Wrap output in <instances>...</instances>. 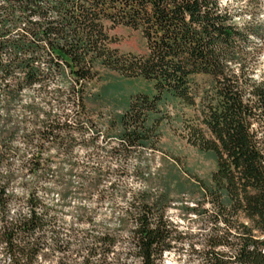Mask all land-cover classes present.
<instances>
[{
    "label": "trees",
    "instance_id": "trees-1",
    "mask_svg": "<svg viewBox=\"0 0 264 264\" xmlns=\"http://www.w3.org/2000/svg\"><path fill=\"white\" fill-rule=\"evenodd\" d=\"M240 15L222 0H0V264H43L58 252L69 264H164L183 250L189 264H264V22L258 12ZM117 26L139 30L147 53H122ZM100 68L152 84L130 96L109 150L85 107ZM196 75L208 84H195ZM28 90L60 112L35 98L22 104ZM170 100L198 105L187 140L215 160L208 178L186 169L187 178L173 180L178 193L198 195L180 206L194 232L169 219L171 185H154L157 176L139 164L141 189L102 185L119 174L112 162L157 149L159 109ZM17 105L31 120L14 119ZM87 128L96 133L88 138ZM77 144L90 150L81 162ZM52 149L64 151L70 171L81 166L79 187L54 170ZM94 196L96 209L78 206V225H67L70 199ZM107 199L119 228H81Z\"/></svg>",
    "mask_w": 264,
    "mask_h": 264
},
{
    "label": "rangeland",
    "instance_id": "rangeland-1",
    "mask_svg": "<svg viewBox=\"0 0 264 264\" xmlns=\"http://www.w3.org/2000/svg\"><path fill=\"white\" fill-rule=\"evenodd\" d=\"M222 2L225 6H229L230 9L238 11L245 20H249L251 13L258 12L264 22V0H222ZM257 9L260 10L258 11ZM111 34L116 37L117 43L115 46L122 53L144 55L148 51L146 40L139 30L117 26L111 31ZM100 72V77L89 83L88 92L90 95H88L85 107L86 115L89 116L91 122L99 130V140H104L102 145H105L107 150H109L111 146L117 145L116 135L121 131V127L118 125L116 118L127 109L130 96L152 90V84L143 78H125L116 72L103 68H100ZM209 80L210 78L204 75L193 77V82L200 86L208 84ZM60 84L61 82L53 83L49 88H57ZM32 98H35L41 104L36 90L34 92L33 90H28L24 93L22 104L31 102ZM42 106L45 108L44 110H53V114L60 112L55 103L50 107H46L44 104ZM159 110V116L163 117V119L159 127L160 139L157 149H132L125 159L112 162V167L118 168L119 174L110 176L102 182V185L105 188L115 184L123 185L132 190L141 189L143 187L142 182L134 174V168L139 164L144 172H150L157 176L154 185H171V197L174 198V202L168 211L169 219L178 225L180 230L194 232L198 228L194 217L184 212L180 206L186 204L193 206L198 195L192 194L191 191L178 193L180 188L178 187L177 189L175 186L176 181L174 182L173 180L176 178H181L182 180L187 178L186 169L198 177L208 178L215 169V160L209 152L200 150L187 140L189 126L197 125L199 122L198 105L186 106L178 101L170 100L165 105H161ZM12 112L14 119L19 122L29 121L32 118V115L21 105L13 107ZM66 112L70 111L66 110ZM95 133L96 129L92 131L87 128L86 136L89 138ZM89 151L84 145L77 144L74 148V155L81 162ZM49 154L60 158L53 163L54 170L61 169L62 173L72 181L74 188L79 187L81 166H75V170L70 171L71 165L65 161L64 151L57 152L52 149ZM45 157H47V153ZM57 192L55 190L51 194L55 198V202L58 199ZM115 201L119 205L125 204V200L120 199L118 196ZM97 204L95 196L70 199L67 207L64 208L65 223L67 225L77 224V220H73L72 216H75L78 206L82 205L88 210H95ZM97 212L96 219L90 226L86 224H79V226L84 229L93 228L96 233L104 228H119V211L114 208L113 201L103 200L99 203ZM62 258V253L58 252L51 261H43V264H69L66 259ZM187 259L186 250L171 252L165 255L164 264H189Z\"/></svg>",
    "mask_w": 264,
    "mask_h": 264
}]
</instances>
